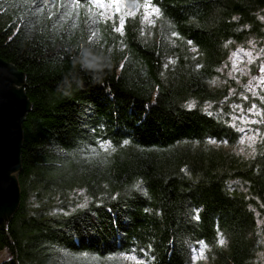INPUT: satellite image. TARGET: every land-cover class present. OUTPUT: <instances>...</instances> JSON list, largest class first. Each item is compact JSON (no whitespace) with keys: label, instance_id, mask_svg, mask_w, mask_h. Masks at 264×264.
Returning a JSON list of instances; mask_svg holds the SVG:
<instances>
[{"label":"trees","instance_id":"trees-1","mask_svg":"<svg viewBox=\"0 0 264 264\" xmlns=\"http://www.w3.org/2000/svg\"><path fill=\"white\" fill-rule=\"evenodd\" d=\"M119 1L160 11L154 39L134 23L121 37L95 0H0V57L26 75L32 103L0 264H125L134 252L139 264H207L194 261L200 244L209 264H255L264 133L251 157L216 147L241 133L205 105L221 99L211 82L227 44L264 38V0ZM85 47L110 66L83 67ZM66 184L86 186L91 204L56 209Z\"/></svg>","mask_w":264,"mask_h":264},{"label":"rangeland","instance_id":"rangeland-1","mask_svg":"<svg viewBox=\"0 0 264 264\" xmlns=\"http://www.w3.org/2000/svg\"><path fill=\"white\" fill-rule=\"evenodd\" d=\"M93 6L100 14L101 21L123 38L126 37L128 25L134 23L138 33L146 40H152L161 24L160 11L149 3L95 0ZM123 38L120 40L121 43L124 41ZM227 47L225 64L211 82V87L221 92V99L217 104H206L205 108L216 114L229 116L233 127L241 133V139L234 146L228 143L213 145L240 156L251 157L255 155L257 142L264 133V38H253L244 44L231 42ZM226 107L227 111H225ZM110 150L114 151L116 148L110 146ZM92 179V177L88 178V180ZM104 191L106 193L107 190ZM92 200V194L86 186L68 184L60 188L54 196L55 208L61 212L82 210L89 206ZM258 233L260 250L255 254L254 263L264 264V221ZM10 258L8 251L0 252V263ZM122 259L125 264L143 262L141 254L136 252L124 255ZM194 261L207 264L214 262V250L205 244H200L194 250Z\"/></svg>","mask_w":264,"mask_h":264},{"label":"water","instance_id":"water-1","mask_svg":"<svg viewBox=\"0 0 264 264\" xmlns=\"http://www.w3.org/2000/svg\"><path fill=\"white\" fill-rule=\"evenodd\" d=\"M26 75L0 57V223H10L21 207L23 125L32 110Z\"/></svg>","mask_w":264,"mask_h":264},{"label":"clouds","instance_id":"clouds-1","mask_svg":"<svg viewBox=\"0 0 264 264\" xmlns=\"http://www.w3.org/2000/svg\"><path fill=\"white\" fill-rule=\"evenodd\" d=\"M84 59L81 61L83 67H90L94 70H102L104 67L110 66V61L107 57L101 55H92V52L87 47L83 48ZM103 61V63H101Z\"/></svg>","mask_w":264,"mask_h":264},{"label":"snow or ice","instance_id":"snow-or-ice-1","mask_svg":"<svg viewBox=\"0 0 264 264\" xmlns=\"http://www.w3.org/2000/svg\"><path fill=\"white\" fill-rule=\"evenodd\" d=\"M158 11V10H157ZM224 242H223V240H221V244H223ZM202 254V253H201Z\"/></svg>","mask_w":264,"mask_h":264}]
</instances>
